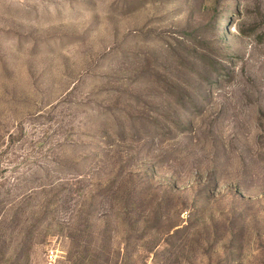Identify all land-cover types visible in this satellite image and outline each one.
<instances>
[{
	"label": "rangeland",
	"instance_id": "obj_1",
	"mask_svg": "<svg viewBox=\"0 0 264 264\" xmlns=\"http://www.w3.org/2000/svg\"><path fill=\"white\" fill-rule=\"evenodd\" d=\"M0 264H264V0H0Z\"/></svg>",
	"mask_w": 264,
	"mask_h": 264
}]
</instances>
